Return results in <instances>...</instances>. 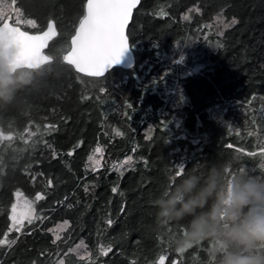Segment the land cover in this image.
<instances>
[{
    "label": "trees",
    "instance_id": "16d2710c",
    "mask_svg": "<svg viewBox=\"0 0 264 264\" xmlns=\"http://www.w3.org/2000/svg\"><path fill=\"white\" fill-rule=\"evenodd\" d=\"M0 2L24 21L14 26L58 31L52 61L8 76L15 90L0 101V264H218L211 237L178 251L191 217L161 222L156 205L180 169L197 189L214 175L222 192L237 176L264 180V0H141L127 30L135 65L102 78L60 58L86 0ZM17 193L36 202L20 232L8 216Z\"/></svg>",
    "mask_w": 264,
    "mask_h": 264
},
{
    "label": "clouds",
    "instance_id": "9594fccd",
    "mask_svg": "<svg viewBox=\"0 0 264 264\" xmlns=\"http://www.w3.org/2000/svg\"><path fill=\"white\" fill-rule=\"evenodd\" d=\"M5 72L0 66V101L10 100L15 90L16 82ZM176 180L179 183L171 182L172 189L156 207L161 222L191 217L185 234L175 243L178 251L211 237L220 241L218 264H264V256L244 254L257 246L264 247V180L237 176L227 192L220 190L215 175L200 189L194 175L182 174Z\"/></svg>",
    "mask_w": 264,
    "mask_h": 264
},
{
    "label": "snow or ice",
    "instance_id": "6c2138e0",
    "mask_svg": "<svg viewBox=\"0 0 264 264\" xmlns=\"http://www.w3.org/2000/svg\"><path fill=\"white\" fill-rule=\"evenodd\" d=\"M136 3L137 0H87L86 14L80 21L76 35L71 40L72 47L64 56V60L86 75H104L107 67L119 63L120 56L128 48L123 29L129 18L130 10ZM3 15L4 12L0 9V17ZM23 22L17 18V24ZM27 23L33 24L34 22L29 20ZM53 32L52 22H49L48 31L40 36L29 35L19 27L3 23L0 27V40L14 42L19 58L39 67L51 60L49 56L41 54V49ZM100 151L99 148L96 149L97 153ZM89 159L91 160L92 157ZM182 174V169L176 172L177 177ZM16 207V205L13 206V212L16 211ZM24 207L25 210L19 217L21 221L30 219L31 205L25 202ZM163 259L161 257V264H163Z\"/></svg>",
    "mask_w": 264,
    "mask_h": 264
},
{
    "label": "water",
    "instance_id": "95a60500",
    "mask_svg": "<svg viewBox=\"0 0 264 264\" xmlns=\"http://www.w3.org/2000/svg\"><path fill=\"white\" fill-rule=\"evenodd\" d=\"M140 1L141 0H137V3L133 6V8L130 10V13H129V18L125 24V27L123 29V34L125 36V39H126V42L128 44V48L127 50L122 53V55L120 56L119 58V63L117 64H113L111 65L110 67H107L106 70H105V73L104 75H101V76H89V75H86L85 73L83 72H79L76 70V68L73 66V65H70L68 64L65 60H64V56L67 55V53L70 51L71 47H72V44H71V40L72 38L76 35V32L78 30V27H79V24L77 25L76 29H75V32L73 34V36L69 39V43H70V46H69V50L66 51L64 54L61 55V61L68 65L69 67H71L75 73L83 76V77H87V78H102L104 77L108 72H110L112 69H115V68H119V69H122L123 70H130L134 67L135 65V58H134V54L130 48V44H129V40H128V37H127V30H128V27L131 23V20H132V17H133V14H134V10H136L139 5H140ZM86 4H87V0L85 2V5H84V15L82 17V19L84 18L85 14H86ZM81 19V20H82ZM80 20V21H81ZM49 22H52L53 25H54V32L53 34L47 39L46 41V44L45 46L41 49V54L42 55H46L45 51L48 49L50 43L55 40V38L58 36V31L56 29V26L54 24L53 21H49ZM49 22L47 23V26L45 27V29L43 31H41L40 33H30V32H27L23 29H21L19 26L15 25L11 22L10 19H5L2 23H0V27H2L3 23H8L10 26H14V27H19L22 31H25L27 32L29 35H32V36H40L42 35L44 32L48 31V25H49ZM48 56V55H46ZM51 58V57H50ZM52 61V58L50 60V62ZM49 62V63H50ZM48 63H44L42 64L41 66L39 67H36L34 66L33 64L31 63H27V62H24L22 61L20 58H19V55H18V49L15 45L14 42L12 41H4V40H0V66H3L5 69H6V72L5 74L7 76H13L16 72H19V71H22V70H36L40 67H43L44 65H46Z\"/></svg>",
    "mask_w": 264,
    "mask_h": 264
},
{
    "label": "rangeland",
    "instance_id": "374dc122",
    "mask_svg": "<svg viewBox=\"0 0 264 264\" xmlns=\"http://www.w3.org/2000/svg\"><path fill=\"white\" fill-rule=\"evenodd\" d=\"M0 9H2L4 12V15L2 17H0V23H2L7 18L10 20L11 19H17V13L11 4L0 2ZM213 24L216 27L220 28V30L224 29L226 27V25H228L221 18L215 19ZM175 55L178 58V62H179L185 57L186 54H184L182 52L179 53V51H178L175 53ZM191 55H192V53H191ZM170 99H171L170 103L172 104L173 107H180L185 102L184 97L177 90L171 94ZM4 139H8L7 135L0 132V141H2ZM101 160H102V158H101L100 153L96 152L92 156L91 162H92V164H95V166H98L100 164ZM230 187L231 186L228 187L227 191H230ZM25 202H27L28 204L31 205L30 219L21 221V219L19 217L21 216V213L25 210V207H24ZM35 204H36V202L34 200L24 197L23 194H21V193H17L15 195L14 201H13V203L10 207V210L8 212L9 221H10V227H9L10 231L20 232L22 230V227H24V225L26 223L33 222L37 219L36 214H35V211H36L35 210ZM14 205L17 206L15 212L12 211ZM66 227H67L66 224H60V225L56 226V228L53 229V234H54V237L56 240L60 239V237H61L63 231L66 229ZM3 241L4 240H2V242ZM75 250L77 251V253L80 257L88 256V253H87V251H85L84 245L81 242L76 245ZM163 263H164V259H163ZM157 264H161V260H159L157 262Z\"/></svg>",
    "mask_w": 264,
    "mask_h": 264
}]
</instances>
